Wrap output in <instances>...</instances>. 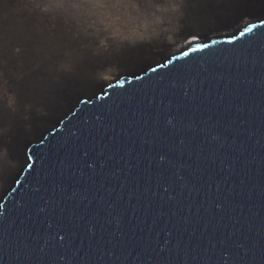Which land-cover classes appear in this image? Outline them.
<instances>
[{"label": "water", "instance_id": "water-1", "mask_svg": "<svg viewBox=\"0 0 264 264\" xmlns=\"http://www.w3.org/2000/svg\"><path fill=\"white\" fill-rule=\"evenodd\" d=\"M251 20L130 59L34 125L0 264H264V6Z\"/></svg>", "mask_w": 264, "mask_h": 264}, {"label": "rangeland", "instance_id": "rangeland-1", "mask_svg": "<svg viewBox=\"0 0 264 264\" xmlns=\"http://www.w3.org/2000/svg\"><path fill=\"white\" fill-rule=\"evenodd\" d=\"M205 1L0 0L5 18L0 22V123L5 116L25 123L30 113L50 115L28 103L18 106L19 85L48 90L77 78L110 82L122 76V65L130 59L156 55L160 61L180 50L203 34L207 21L196 7ZM71 39L73 47L80 43L78 51L64 48ZM4 136L0 124V142ZM5 156L0 145V173Z\"/></svg>", "mask_w": 264, "mask_h": 264}, {"label": "bare ground", "instance_id": "bare-ground-1", "mask_svg": "<svg viewBox=\"0 0 264 264\" xmlns=\"http://www.w3.org/2000/svg\"><path fill=\"white\" fill-rule=\"evenodd\" d=\"M19 3L18 1L13 4ZM264 6V0H227L223 3L221 2H211V0H206L204 3L199 4L195 9L196 13H200L202 16V20L207 21V24L202 26L203 34L208 32H224L232 30L234 27L242 23H251L252 18L258 14L260 8ZM2 12V11H1ZM250 20V21H247ZM0 22L4 24L5 18L1 15ZM202 34V35H203ZM192 42L187 41L189 44ZM156 59V55H151L148 57L139 56L135 58L133 61L134 67L141 61L147 62L150 60ZM128 63L122 65L123 71L132 68L133 66H128ZM86 81V82H92ZM72 82V81H70ZM85 83V80L82 78H77L71 84L69 83H61L54 84L50 86L47 90V87H42L41 89H32L27 88L25 85H19L17 87V105L28 103L31 104L32 108L40 107L46 113L50 114L48 117H35L32 114H29V118L25 125L22 123H18L17 121L12 120V117L5 116V119L2 123L4 129V140L0 142L6 150V156L2 162V170L0 181L2 186L5 182L10 178V176L19 168L21 163V150L24 142L29 139L33 133V126L40 125L44 122L45 119L51 117L55 108L58 105L64 103L66 99V95L70 93H74L80 88V85ZM27 88V90H26Z\"/></svg>", "mask_w": 264, "mask_h": 264}, {"label": "flooded vegetation", "instance_id": "flooded-vegetation-1", "mask_svg": "<svg viewBox=\"0 0 264 264\" xmlns=\"http://www.w3.org/2000/svg\"><path fill=\"white\" fill-rule=\"evenodd\" d=\"M78 42H80V41H78ZM63 43H67V45H65L64 46V48L65 49H75L76 51H78L79 49H78V46H80V43H78V45L77 46H72V45H69V44H73V43H75V41L73 40V39H71V40H68V41H65V42H63ZM68 54V53H67ZM69 55L71 56V55H73V53H69ZM58 73V72H57ZM31 114V113H30ZM18 122V121H17ZM27 122V121H26ZM26 122L25 123H22V122H18L19 124L20 123H22V125H25L26 124Z\"/></svg>", "mask_w": 264, "mask_h": 264}]
</instances>
